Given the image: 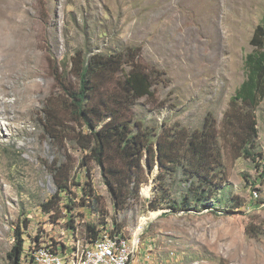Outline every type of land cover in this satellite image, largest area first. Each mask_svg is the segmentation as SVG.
I'll use <instances>...</instances> for the list:
<instances>
[{
	"label": "rangeland",
	"instance_id": "rangeland-1",
	"mask_svg": "<svg viewBox=\"0 0 264 264\" xmlns=\"http://www.w3.org/2000/svg\"><path fill=\"white\" fill-rule=\"evenodd\" d=\"M0 2V19L22 24L19 35H13V26L4 28L0 20V86L6 87L4 100L9 102L0 110V264L10 263L8 253L17 232L27 249L36 236L41 241H72L75 237L66 229L69 215L80 235L86 223L99 224L100 217L80 208L76 183L85 184L87 175L108 213V224L116 219L124 234L132 237L136 227L147 222L140 251L144 255L154 240L158 264H264V169L259 172L251 159L220 142V165L208 170L207 176L218 184L213 190L217 199L225 193L233 203H219L215 210L209 204L201 212H152L148 201L156 192L157 165L139 197L116 214L100 167L92 162L83 168V152L71 141L76 133L65 132L81 127L69 122L67 100L54 79L56 71L70 67L68 62L79 51L89 57L140 47L141 62L164 76L152 86L151 97L135 102L136 119L160 130L164 124L200 129L211 116L220 126L245 80L244 59L254 49L251 40L264 19V0ZM14 36L20 43L16 50L24 58L5 65L2 41H13ZM45 110L62 117L64 128L55 140L43 129ZM10 113L22 116L15 129L6 132ZM255 120L258 143L253 151L264 157V99L255 110ZM143 167L148 171L145 160ZM171 174L161 173L168 182L166 199L180 197L186 188L181 170ZM57 179L70 182V192L62 200ZM45 205L51 214L44 213ZM66 205L73 207L72 214ZM170 248L176 255L165 260Z\"/></svg>",
	"mask_w": 264,
	"mask_h": 264
},
{
	"label": "trees",
	"instance_id": "trees-1",
	"mask_svg": "<svg viewBox=\"0 0 264 264\" xmlns=\"http://www.w3.org/2000/svg\"><path fill=\"white\" fill-rule=\"evenodd\" d=\"M251 45L254 49L244 59L245 80L231 99L221 125L218 126L216 119L210 116L200 129L183 126L166 128L164 124L160 130L132 115L135 102L151 97L152 86L164 76V73L154 67L147 68L141 62L140 47H129L123 52L108 54L93 53L89 57L79 51L68 62V69L61 73L56 71L54 79L58 90L67 100L71 116L69 122L81 127L78 132H65L76 133L71 141L83 152V168L92 162L100 167L116 214L128 207L131 200L139 197L141 188L149 183V174L153 173L157 165L156 192L153 199L148 201V210L201 212L209 204L215 210L219 203H233L225 193L217 199L213 190L216 191L218 184L207 176L208 170L220 165V142L230 147V150L238 151L243 158L251 159L255 168L262 172L264 157L253 149L258 143L255 110L264 99V19L256 28ZM126 67L129 69L123 74ZM69 76L74 78V83L69 81ZM44 112L41 119L43 129L55 140L64 128L62 117L59 119L46 110ZM144 160L148 171L143 167ZM60 169L61 166L56 169V176ZM175 170H181L186 177V188L178 198H163L167 193L164 188L168 182L161 177V173L165 172L170 177ZM89 179L87 175L88 181L83 185L76 183V186L82 204L80 208L87 209L92 216L100 217L98 225L86 223L85 226L84 234L89 241H93L100 233L98 227L108 225V213L103 211V202L95 195ZM57 185L62 200L63 194L70 192L69 179H57ZM225 197L229 199H223ZM242 206L240 204L237 208ZM44 208V213L51 214L49 205ZM66 208L68 214L74 211L71 205H66ZM50 217L56 219L58 216ZM68 218L66 229L76 233L78 229L73 216L69 215ZM113 225L121 230L116 219ZM40 238L36 236L32 242H39ZM26 251L25 241L21 233L17 232L15 245L8 253L9 264H34L31 259H27Z\"/></svg>",
	"mask_w": 264,
	"mask_h": 264
},
{
	"label": "built area",
	"instance_id": "built-area-1",
	"mask_svg": "<svg viewBox=\"0 0 264 264\" xmlns=\"http://www.w3.org/2000/svg\"><path fill=\"white\" fill-rule=\"evenodd\" d=\"M144 226L139 225L138 232H143ZM61 249V240L56 244L43 242L29 253L28 258L34 264H153L152 248L145 256L138 252L135 239L127 240L119 234H112L104 229L95 241L86 238H74L65 243ZM174 253H171L173 256ZM173 258V257H172Z\"/></svg>",
	"mask_w": 264,
	"mask_h": 264
},
{
	"label": "bare ground",
	"instance_id": "bare-ground-1",
	"mask_svg": "<svg viewBox=\"0 0 264 264\" xmlns=\"http://www.w3.org/2000/svg\"><path fill=\"white\" fill-rule=\"evenodd\" d=\"M13 2V1H12ZM8 3V2H7ZM0 5H1V2H0ZM15 5V4H14ZM4 10V9H3ZM0 13H1V10H0ZM4 14H6V12H4ZM0 20H2V25L4 24V28H12V31H14V34L13 35H16L18 34V30L17 28H20V26L22 25L21 23L19 22H15L13 21L11 18H1ZM12 33V32H11ZM19 35V34H18ZM12 36V35H11ZM19 37V36H17ZM13 41L11 40L10 42H3L2 40V45H3V48L6 50V56H5V65H11V62H13L14 60H17V61H20L22 60V58H24V55L20 54L21 51H17L16 48H18V45L20 44H16V40L18 38H15V36L13 37ZM22 39V36L20 37ZM18 43V42H17ZM21 46V45H20ZM28 55V54H27ZM28 57V56H27ZM14 59V60H13ZM13 60V61H12ZM18 63V62H17ZM8 67V66H7ZM32 70V69H31ZM8 77V76H7ZM6 77V78H7ZM28 89V87H27ZM29 90V89H28ZM0 95H1V98H0V110L2 108H6L8 105L7 101L4 100V97L8 95V92L6 90V87L5 86H0ZM16 105V103L14 104V106ZM21 111V110H20ZM7 115V114H5ZM11 115V113H10ZM22 116V114L20 113L19 115L17 114H13L11 115V117H9V120L11 121V125L9 127L5 126V131L6 132H10L12 131L13 129H15L16 127V122L19 121L20 117Z\"/></svg>",
	"mask_w": 264,
	"mask_h": 264
},
{
	"label": "clouds",
	"instance_id": "clouds-1",
	"mask_svg": "<svg viewBox=\"0 0 264 264\" xmlns=\"http://www.w3.org/2000/svg\"><path fill=\"white\" fill-rule=\"evenodd\" d=\"M147 168H148V170H149V167H148V165H147ZM150 175H152V173H150L149 174V176ZM166 211H168V210H166ZM170 212V211H169ZM139 225H143L144 226V229H143V232H138L137 231V228L139 227ZM137 227H136V229H135V232H134V234L132 235V237H127L125 234H124V231L121 229L120 231L118 230V229H116V227L113 225V224H108L106 227H98L99 228V230H100V233L102 232V230H104V229H109L110 231H111V233L112 234H119V235H121V237H123V238H125V239H127V240H130V241H132L133 239H135V241L137 242V245H138V252H139V254L141 255V256H145L146 255V253H147V251L149 250V249H151L152 250V255H153V258H152V260H154V262H153V264H158L157 262H158V260H160L159 259V257L157 256V254H156V252H155V242H154V240H153V242L152 243H150L149 245H148V250L147 251H145V254L144 255H142L141 254V251H140V246L142 245V243L144 242H146V240H142V238H143V236L145 235V233H146V227H147V222L145 221V222H143V223H140ZM72 233V232H71ZM99 233V234H100ZM73 235H74V237H75V239L76 238H81V237H84V238H86V240L87 241H89L88 239H87V236L84 234V232L82 233V235H80V233H79V230L76 232V233H72ZM99 236V235H98ZM98 236L96 237V239L98 238ZM41 239L42 238H40L39 239V242H36V243H34V242H31V245L27 248V251H26V256H27V259H28V255H29V253L33 250V248H35V247H37L38 245H40L41 243H43V242H50V243H53L54 245L56 244V242H57V240H52V241H41ZM95 239V240H96ZM73 240H74V238H73ZM72 240V241H73ZM95 240H93V241H95ZM69 242H71V241H69ZM69 242H67V243H69ZM92 242V241H91ZM61 244L63 245V246H61V249H64L65 247H66V245H65V243H62L61 242ZM174 253V255L173 256H171V253ZM176 255V251H175V249L174 248H170V249H168V255H167V259H165V260H168V259H172V257H174ZM29 259H31V258H29ZM31 261H32V259H31Z\"/></svg>",
	"mask_w": 264,
	"mask_h": 264
}]
</instances>
